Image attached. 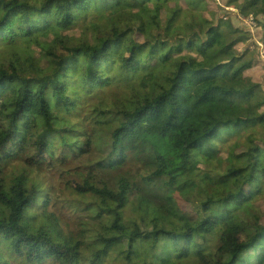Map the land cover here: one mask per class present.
I'll list each match as a JSON object with an SVG mask.
<instances>
[{
  "label": "trees",
  "instance_id": "16d2710c",
  "mask_svg": "<svg viewBox=\"0 0 264 264\" xmlns=\"http://www.w3.org/2000/svg\"><path fill=\"white\" fill-rule=\"evenodd\" d=\"M199 2L0 0V264H264V0Z\"/></svg>",
  "mask_w": 264,
  "mask_h": 264
},
{
  "label": "rangeland",
  "instance_id": "374dc122",
  "mask_svg": "<svg viewBox=\"0 0 264 264\" xmlns=\"http://www.w3.org/2000/svg\"><path fill=\"white\" fill-rule=\"evenodd\" d=\"M195 1H200V6L199 10L197 9L198 5L193 8L185 6L184 4L182 5L183 11L186 14H191L193 12L196 15H200L204 17L205 19L209 18L212 16L213 13H215L216 18L215 20L221 19V17L225 16L229 18V20L232 21V23H235L237 27V23L235 20L229 15V7L226 6L228 0H195ZM170 16L168 7L160 6L158 7L152 14L151 17L157 20L164 19ZM213 17V16H212ZM217 20V21H218ZM244 32L249 31L252 32L253 34L256 32V27H253L252 24H249L248 27L245 25H242ZM253 41L248 42L247 48L250 50V55H253L254 59V69H255V76L253 78V83L254 84H261V86L264 88V47L261 42L257 41V38H253ZM2 45H0L1 47ZM259 49L258 54H256V49ZM263 105V102L260 103V106ZM95 159L94 156L84 158L80 161L76 160L74 161L71 166V170L73 171L75 177L78 179L79 182L83 180V178L86 176L87 173L82 174L81 171L79 170V166L82 167L91 161ZM76 168V169H75ZM100 177L102 175H99ZM207 174L206 173H194L192 176V181L187 184L186 187H184L185 190V196L189 200H185L181 203V211L186 214H191L194 212L193 207H192V200L197 199L201 192L204 193V190L206 189L205 186V179H206ZM67 176L65 173H63V179L61 178H56L60 181L66 180ZM108 186L104 188L101 184L93 187L90 186V188L98 193V195H106L107 197H114L115 196V188L118 186L117 184H114L113 186L108 183ZM124 186L121 188L123 191ZM67 212V211H66ZM135 218V214L133 211V207L131 205H128L124 211V220L125 222L130 221L131 219ZM75 228V227H73ZM120 260L118 259L117 255L115 253L111 254L108 258H106L104 261H102V264H119Z\"/></svg>",
  "mask_w": 264,
  "mask_h": 264
},
{
  "label": "built area",
  "instance_id": "2783aa9c",
  "mask_svg": "<svg viewBox=\"0 0 264 264\" xmlns=\"http://www.w3.org/2000/svg\"><path fill=\"white\" fill-rule=\"evenodd\" d=\"M249 24H252L253 27H254V23L252 22L251 19H249L248 21H246L245 24H243V25H245L246 27H248ZM245 34H246L247 36H252V35H253V33H252V32H249V31H246ZM251 41H253V40H251Z\"/></svg>",
  "mask_w": 264,
  "mask_h": 264
},
{
  "label": "clouds",
  "instance_id": "9594fccd",
  "mask_svg": "<svg viewBox=\"0 0 264 264\" xmlns=\"http://www.w3.org/2000/svg\"><path fill=\"white\" fill-rule=\"evenodd\" d=\"M221 19H223V16L221 17ZM223 20H226V19H223Z\"/></svg>",
  "mask_w": 264,
  "mask_h": 264
}]
</instances>
